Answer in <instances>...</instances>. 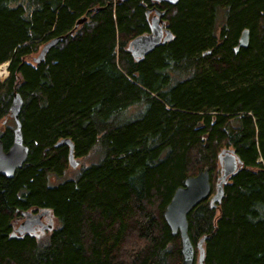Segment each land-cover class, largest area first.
Instances as JSON below:
<instances>
[{
  "label": "trees",
  "instance_id": "trees-1",
  "mask_svg": "<svg viewBox=\"0 0 264 264\" xmlns=\"http://www.w3.org/2000/svg\"><path fill=\"white\" fill-rule=\"evenodd\" d=\"M154 8L174 39L137 61L128 46L150 33ZM245 29L249 46L236 51ZM60 36L44 61H28ZM9 61L0 129L8 150L17 91L29 157L0 178V264H181L165 210L202 170L215 193L223 149L243 167L222 203L191 211V240L208 236L205 264H264V0H0V65ZM63 139L76 159L100 157L52 186L71 168L69 146L55 147ZM45 210L59 222L48 244L11 237L18 218Z\"/></svg>",
  "mask_w": 264,
  "mask_h": 264
},
{
  "label": "water",
  "instance_id": "water-1",
  "mask_svg": "<svg viewBox=\"0 0 264 264\" xmlns=\"http://www.w3.org/2000/svg\"><path fill=\"white\" fill-rule=\"evenodd\" d=\"M128 0H119V2ZM158 3H165L172 6H177L181 0H152ZM100 8L95 9L98 11ZM154 15L150 18L151 13ZM167 11L158 8L149 9L146 16L150 21V33L135 37L128 46V50L137 61L143 60L146 56L152 53L156 48L165 45L174 39L171 29L168 27L165 16ZM88 21L84 16L77 21L74 29L70 32L73 35L79 28ZM65 39V36L56 37L46 43L39 54L33 58L35 63H40L46 59L49 51L59 42ZM250 42V31L243 30L241 38L239 39L236 51L240 48H247ZM10 65V63H8ZM24 105V100L17 91L13 94L12 104L10 107V117L15 122L13 143L8 150H5L3 137L4 129H0V178H14L18 169H21L29 157V147L25 144L21 112ZM63 145L69 146V162L72 168L78 166V161L75 157L74 143L70 139H63L59 141L55 147ZM220 176L218 177L216 190L213 195L211 175L208 169L200 171L196 176L188 177L183 186H180L175 191L171 202L168 204L164 216L174 236L180 235L182 242L183 261L181 264H205V241L208 236L200 239L195 246L189 234V220L188 216L191 211L198 206L202 201L209 198L212 207L216 208L218 204L222 203L225 197V185L227 180L240 171L243 167L242 161L237 157L233 149H223L219 154ZM1 188V185H0ZM50 211H40L36 221L30 219L24 220L13 231L11 237L23 236L25 234H33L34 226L41 222V218L49 215ZM29 218V217H28ZM196 251L198 254L196 256Z\"/></svg>",
  "mask_w": 264,
  "mask_h": 264
},
{
  "label": "rangeland",
  "instance_id": "rangeland-1",
  "mask_svg": "<svg viewBox=\"0 0 264 264\" xmlns=\"http://www.w3.org/2000/svg\"><path fill=\"white\" fill-rule=\"evenodd\" d=\"M154 15V13L152 12L151 13V15H150V18L152 17ZM220 22H221V20H220ZM37 56V55H36ZM28 61H30L31 63L33 62L34 63V61H32L31 59L30 60H28ZM9 77V76H8ZM7 78H4V76H1L0 77V80L1 81H4V80H6ZM134 111V110H133ZM10 125H15V123L14 122H10L9 123ZM98 154V153H97ZM95 155V154H93V155H89V156H87V157H83V158H80V159H77V161H78V166H76V168H69V170L65 173V175L63 176V177H59V176H55V175H51L50 176V184L52 185V186H55V185H58V184H61L62 182H64L65 180H69V179H75V178H77L79 175H80V173H81V171H82V169L83 168H87V167H89V166H91L92 164H94L98 159H99V157L100 156H98V155ZM59 227V222L58 221H56L55 222V229L56 228H58ZM49 235H46L45 237H43L42 239H40L39 240V244H40V246H42V247H44L46 244H48V241H49Z\"/></svg>",
  "mask_w": 264,
  "mask_h": 264
},
{
  "label": "flooded vegetation",
  "instance_id": "flooded-vegetation-1",
  "mask_svg": "<svg viewBox=\"0 0 264 264\" xmlns=\"http://www.w3.org/2000/svg\"><path fill=\"white\" fill-rule=\"evenodd\" d=\"M37 214H39V212L38 213L27 212L25 215H23V217H20L16 220L14 229H16L19 226V224H21L26 219H30L31 221H36L37 217L35 215H37ZM56 221H58V220L50 212L49 215H45L41 218L42 223H39L38 225L34 226V233L33 234H25V235H31L32 237L36 238L37 241L39 242V240L42 239L43 237H45L46 235H49V236L51 235V233L55 229V222Z\"/></svg>",
  "mask_w": 264,
  "mask_h": 264
},
{
  "label": "bare ground",
  "instance_id": "bare-ground-1",
  "mask_svg": "<svg viewBox=\"0 0 264 264\" xmlns=\"http://www.w3.org/2000/svg\"><path fill=\"white\" fill-rule=\"evenodd\" d=\"M8 63H11V61H9V62H6V63H3V64H1L0 65V76H5L6 74H8V72L6 71V69L3 71V68H6L7 67V65H8ZM12 104V103H11ZM10 107H11V105H10ZM228 150V149H227Z\"/></svg>",
  "mask_w": 264,
  "mask_h": 264
},
{
  "label": "built area",
  "instance_id": "built-area-1",
  "mask_svg": "<svg viewBox=\"0 0 264 264\" xmlns=\"http://www.w3.org/2000/svg\"><path fill=\"white\" fill-rule=\"evenodd\" d=\"M4 70V69H3Z\"/></svg>",
  "mask_w": 264,
  "mask_h": 264
}]
</instances>
